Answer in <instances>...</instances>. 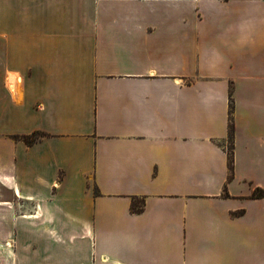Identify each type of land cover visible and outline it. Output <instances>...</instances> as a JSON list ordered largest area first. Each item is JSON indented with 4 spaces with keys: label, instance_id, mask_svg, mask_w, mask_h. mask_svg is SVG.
<instances>
[{
    "label": "crops",
    "instance_id": "obj_1",
    "mask_svg": "<svg viewBox=\"0 0 264 264\" xmlns=\"http://www.w3.org/2000/svg\"><path fill=\"white\" fill-rule=\"evenodd\" d=\"M256 188L264 0H0V264H264Z\"/></svg>",
    "mask_w": 264,
    "mask_h": 264
},
{
    "label": "trees",
    "instance_id": "obj_2",
    "mask_svg": "<svg viewBox=\"0 0 264 264\" xmlns=\"http://www.w3.org/2000/svg\"><path fill=\"white\" fill-rule=\"evenodd\" d=\"M232 96H233V92L231 90L230 91L231 108L233 107V97ZM234 133H235V124H234V120L231 115L230 125H229L230 147L228 149V164H229V169H230V175L228 178L229 180H231L234 176L233 174V171H234V155H233ZM45 135H46L45 132L36 130L32 134L17 136V138H19L20 140H23L28 145H32L38 140H40ZM251 197L252 198H264V189L256 188L253 191ZM144 208H145V199L134 197L132 200V204H131V211L134 213H140L144 210Z\"/></svg>",
    "mask_w": 264,
    "mask_h": 264
}]
</instances>
